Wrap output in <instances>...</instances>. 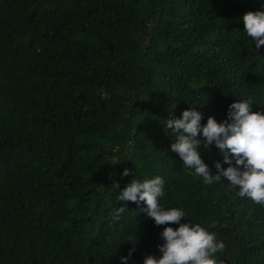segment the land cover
Wrapping results in <instances>:
<instances>
[{
  "label": "trees",
  "instance_id": "obj_1",
  "mask_svg": "<svg viewBox=\"0 0 264 264\" xmlns=\"http://www.w3.org/2000/svg\"><path fill=\"white\" fill-rule=\"evenodd\" d=\"M249 11L264 0H0V264H121L133 246L128 264L159 258L179 225L117 199L157 176L163 207L224 242L218 264H264V206L224 177L205 185L164 124L190 107L220 123L243 100L264 113ZM199 151L213 175L228 167Z\"/></svg>",
  "mask_w": 264,
  "mask_h": 264
},
{
  "label": "clouds",
  "instance_id": "obj_2",
  "mask_svg": "<svg viewBox=\"0 0 264 264\" xmlns=\"http://www.w3.org/2000/svg\"><path fill=\"white\" fill-rule=\"evenodd\" d=\"M241 19L256 49L264 46V11H249ZM251 102L243 100L229 105L227 119L220 123L209 116L202 125L203 114L190 107L183 111L181 118H169L164 124L166 130L172 129L175 134L171 151L179 155L186 168L194 169L205 185L218 183L224 177L239 197L264 206V113L252 112ZM212 145L219 150L223 164L228 165L225 169L217 161L215 175L199 151ZM122 175H130V170L125 169ZM163 189L164 180L159 176L144 181L134 178L117 196L126 206L127 202L146 204L142 211L156 226L179 225L176 229L164 227L160 233L163 244L157 246L160 257L146 255L143 264H218L214 256L224 251V242L199 223H181L187 215L182 208H165L160 204ZM126 210L120 207L114 212V218L119 219ZM134 251L135 246L126 257L120 258L121 264H128Z\"/></svg>",
  "mask_w": 264,
  "mask_h": 264
}]
</instances>
